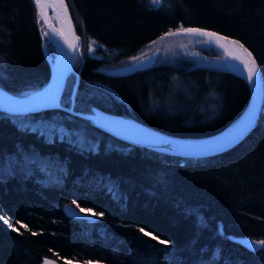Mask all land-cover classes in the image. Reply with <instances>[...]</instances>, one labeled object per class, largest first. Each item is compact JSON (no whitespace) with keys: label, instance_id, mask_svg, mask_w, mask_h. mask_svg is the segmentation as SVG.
Wrapping results in <instances>:
<instances>
[{"label":"trees","instance_id":"trees-1","mask_svg":"<svg viewBox=\"0 0 264 264\" xmlns=\"http://www.w3.org/2000/svg\"><path fill=\"white\" fill-rule=\"evenodd\" d=\"M66 1L82 54L75 62L73 108L98 114L105 126L140 136L132 128L138 122L193 139L244 112L248 84L201 37L172 35L204 41L201 49L219 64L140 61L124 74L101 71L127 65L143 47L180 28L240 41L264 84V0ZM41 29L33 0H0V87L27 95L46 83ZM87 37L114 49V56L88 55ZM75 78L73 72L66 79L64 106ZM73 201L104 215L70 216L65 206ZM230 235L264 240V98L242 140L197 158L131 144L59 108L0 110V264H39L44 255L63 264H264V245L248 250Z\"/></svg>","mask_w":264,"mask_h":264},{"label":"water","instance_id":"water-1","mask_svg":"<svg viewBox=\"0 0 264 264\" xmlns=\"http://www.w3.org/2000/svg\"><path fill=\"white\" fill-rule=\"evenodd\" d=\"M65 2L67 4V18L65 17L63 10L58 5H53L47 7V11L45 13L47 23H45L43 19L42 20L45 25V28L49 30L50 28L48 24L50 20L49 15L50 14L53 15L58 26L61 27V31L65 34L67 39L71 42L76 43V49L73 50L72 48H69L68 44L65 42V36H60L59 40L55 41L53 34L49 30L51 34L50 37L52 38L55 44V49H54L55 51L53 57L49 56V54L46 52L45 42L43 40L42 49L49 64V75L46 83L41 88L27 95H18L0 87L1 111H6L12 114H27V113H35L43 110H48L51 108H59L74 115L92 119L99 129L111 134L112 136L120 140L129 142L134 145H146L169 154L195 157V158L215 155L223 151H226L227 149L236 145L240 140H242V138L246 134H248L250 130L254 127L264 98V84H263L262 76L260 75L258 80L250 84L249 81L246 79L247 69H245L243 65L240 64L239 61L233 60L230 56H228L227 53L225 52V49L221 48L215 42V38L210 39L209 37L206 36L194 35V34H189V35L201 37L208 44L219 48L225 54V59L227 61L230 71L236 74L237 76L241 77L242 79H244L249 86L250 97L247 107L245 108L244 112L230 125L224 127L223 129L211 135L202 138L191 139V138H181V137L172 136L163 133L161 131L155 130L144 124L135 122L132 123V128L135 130V133L140 135V136H136L135 134L123 133L108 126H105L101 116H99L96 113H84L82 111L75 110L73 108V100H74V93L77 86L78 75H79V68L75 70V62L77 58H81L82 56L80 49L81 42H80V37L75 30L69 5L66 0ZM35 6L38 9L36 4ZM189 28L203 29L206 31L217 33L219 36H223L225 38L233 40L229 36H226L214 30L201 28V27H189ZM76 37H78L79 39L76 40L75 39ZM139 63L140 62H134L129 65L127 64L123 66L103 67L101 68V71L107 74H124L127 73L128 71H131ZM258 71L260 73L259 67H258ZM73 72H75L76 78L71 93V101L69 106H64L60 102V97L68 75ZM33 99H35V103L31 106L30 110L27 111L12 112L9 111L7 107H5V105H7L10 100L28 102V101H32ZM253 113H255V118L252 121L251 127L247 131L243 132V134L238 136L236 139H234L231 143L224 144V142L228 138L232 137L236 133V131L246 122L250 114ZM209 145L216 146L215 150L213 151L203 150L206 146ZM65 211L68 215L74 217L87 216L85 213H81L74 204H67L65 206ZM229 237L231 240L238 242L241 246H243L248 250H255L262 246L254 243L255 241H259L262 239L253 238L249 235H230ZM45 260L52 261L53 264H63L57 258H54L49 255L42 256L39 264H45Z\"/></svg>","mask_w":264,"mask_h":264},{"label":"snow or ice","instance_id":"snow-or-ice-1","mask_svg":"<svg viewBox=\"0 0 264 264\" xmlns=\"http://www.w3.org/2000/svg\"><path fill=\"white\" fill-rule=\"evenodd\" d=\"M34 2L39 8H41V12H43V9L46 7L58 5L63 10L65 17L67 18V4L65 0H34ZM152 3L159 4L160 0H152ZM45 23H47V21H45ZM52 30L53 32H56L58 35L65 36V34L62 31H58L55 28H53ZM180 33L201 35V36L209 37L210 39L215 38V42L221 48L225 49V52L227 53L228 56H230L233 60L239 61L240 64H242L243 67L247 69L246 79L249 81L250 84L254 83L256 80L259 79L261 74L258 71V65H257L256 60L253 54L247 48H245L244 45L240 43V41L230 40L223 36H219L217 33L206 31L203 29H198V28H180V29H177L176 31L166 33L165 35L170 36V35H177ZM44 35L47 36L49 35V33L45 32ZM75 39L78 40L79 38L76 37ZM160 39L163 40L164 37H161ZM65 42L68 44L69 48H72L73 50L76 49V43L69 41L66 36H65ZM88 50L89 52H91L93 48L90 46ZM131 59L137 60L139 59V57H132ZM34 103H35V99H33L32 101H28V102L10 100L8 104L5 105V107H7L8 110L12 112L27 111V110H30L31 106ZM254 118H255V113L250 114L246 122L236 131V133L232 137L228 138L224 142V144L231 143L234 139H236L238 136L243 134V132L247 131L251 127L252 121ZM215 147L216 146L209 145V146H206L203 150L213 151L215 150ZM73 203L76 205V208H78L81 213H85L86 215H93V216H103L104 215V213L102 212L97 213L93 211V209H90V208H82L80 207L79 204H76L75 201H73ZM22 227L27 228V225H22ZM13 230L19 231V229H16L14 226H13ZM139 231L144 233L145 236L151 237L153 240H159V237L154 236L151 232L145 231L143 228H140ZM33 234L35 235V233ZM159 243L166 245L169 242L164 241V240H159ZM254 243L258 245H264V240L255 241ZM45 264H53V262L45 260ZM66 264H71V262L66 261ZM86 264H91V262H86Z\"/></svg>","mask_w":264,"mask_h":264},{"label":"rangeland","instance_id":"rangeland-1","mask_svg":"<svg viewBox=\"0 0 264 264\" xmlns=\"http://www.w3.org/2000/svg\"><path fill=\"white\" fill-rule=\"evenodd\" d=\"M40 21H41V30L42 35L45 39V49L48 41L51 42V45L53 48L55 47V44L50 37V35L45 36L44 33L47 32L45 25L43 23V20L41 19L39 15ZM54 19V18H52ZM55 24L58 26L56 20H53ZM59 27V26H58ZM164 38H167V41H161V40H155L151 42L149 45L143 47L136 55L132 57H139L137 60H132L131 58L128 60V65L134 62H153L157 60H161L164 62H169L173 64H179V65H188L193 64L196 62H206V63H214L219 64L220 58L217 59L207 53L206 51H203L200 46H202L204 41L202 42L199 39H188V38H176L175 36H166L163 35ZM164 42V43H162ZM164 44V45H163ZM86 46H87V54L95 57L100 58H111L115 54V50L108 48L104 46L103 44L99 43L97 40L87 37L86 38ZM92 47L93 50L89 52V47ZM60 133L66 132L62 128L59 129ZM77 133L82 134L81 130H76ZM82 207V206H80ZM84 208V207H82ZM100 264V263H98Z\"/></svg>","mask_w":264,"mask_h":264},{"label":"bare ground","instance_id":"bare-ground-1","mask_svg":"<svg viewBox=\"0 0 264 264\" xmlns=\"http://www.w3.org/2000/svg\"><path fill=\"white\" fill-rule=\"evenodd\" d=\"M38 7V6H37ZM38 9H39V15H40V17H41V19H43L44 20V22L45 21H47V19H46V17H45V13H46V11H47V7L46 8H44L43 9V12H41V8H39L38 7ZM52 18H54L53 17V15H49V22H48V24H49V30H50V32L53 34V36H54V38H55V41H58L59 40V38H60V36L61 35H58L56 32H53V28H55V29H57L58 31H61V27L59 26H57L56 24H55V22L53 21L54 19H52ZM47 30V29H46ZM49 30H47V33H49V35L51 36V34H50V32H49ZM43 39H44V36H43ZM45 41V40H44ZM257 239H260V238H257ZM236 242V241H235ZM238 243V242H237Z\"/></svg>","mask_w":264,"mask_h":264}]
</instances>
